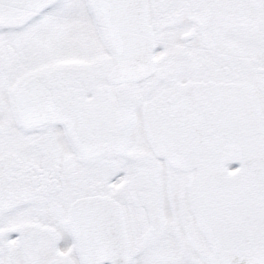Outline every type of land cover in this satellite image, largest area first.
<instances>
[{"label":"snow or ice","instance_id":"obj_1","mask_svg":"<svg viewBox=\"0 0 264 264\" xmlns=\"http://www.w3.org/2000/svg\"><path fill=\"white\" fill-rule=\"evenodd\" d=\"M0 264H264V0H0Z\"/></svg>","mask_w":264,"mask_h":264}]
</instances>
